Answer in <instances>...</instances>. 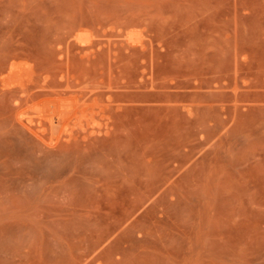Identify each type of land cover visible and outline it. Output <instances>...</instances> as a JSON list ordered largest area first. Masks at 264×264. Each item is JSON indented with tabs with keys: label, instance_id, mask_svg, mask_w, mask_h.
<instances>
[{
	"label": "rangeland",
	"instance_id": "rangeland-1",
	"mask_svg": "<svg viewBox=\"0 0 264 264\" xmlns=\"http://www.w3.org/2000/svg\"><path fill=\"white\" fill-rule=\"evenodd\" d=\"M0 264H264V0H0Z\"/></svg>",
	"mask_w": 264,
	"mask_h": 264
}]
</instances>
